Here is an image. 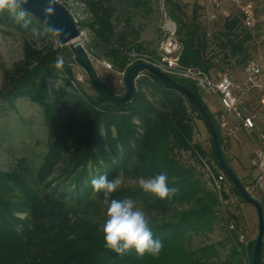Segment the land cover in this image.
<instances>
[{
	"label": "trees",
	"instance_id": "obj_1",
	"mask_svg": "<svg viewBox=\"0 0 264 264\" xmlns=\"http://www.w3.org/2000/svg\"><path fill=\"white\" fill-rule=\"evenodd\" d=\"M79 1L91 18L78 22L90 31V48L97 56L110 59L118 71L142 62L132 55L134 49L147 51L138 43L141 33L135 19L140 12H152L153 0ZM182 2L168 0L169 16L184 46L182 64L210 71L217 59L223 65L230 61L242 65L252 57L248 43L253 35L240 13L229 15L223 30L210 39L207 25L200 21V1L190 20ZM0 18L23 28L7 10L0 12ZM29 19V25L36 22L48 35L56 34L34 16ZM65 48H35L26 43L24 59L5 72L0 102L13 106L18 98L28 97L40 105L48 128V149L37 167L22 160L19 169H0V264H245L246 249L239 233L229 228L232 220L239 227L237 217L226 219L217 214V194L206 187L196 166L179 158L181 153L191 157L199 153L218 165L212 144L208 154L194 141L196 121H202L195 105L147 73L137 79L135 100L129 105L86 93L68 94V101H58L49 82L60 76L55 61ZM174 79L203 98L193 82ZM121 169L134 179L166 172L169 187L178 189L167 199L140 188H121L111 197L131 198L149 214L153 237L163 243L158 258H141L135 250L119 256L105 246L100 228L107 206L91 181L102 175L112 179ZM232 189L242 200L236 188ZM70 215L77 217L74 223ZM219 224L226 234L223 241L195 244V236L207 237ZM254 242L248 248L250 264ZM228 245L229 255L222 261L220 250Z\"/></svg>",
	"mask_w": 264,
	"mask_h": 264
},
{
	"label": "rangeland",
	"instance_id": "obj_2",
	"mask_svg": "<svg viewBox=\"0 0 264 264\" xmlns=\"http://www.w3.org/2000/svg\"><path fill=\"white\" fill-rule=\"evenodd\" d=\"M66 6L77 21H88L91 18L86 6L79 0H57ZM182 2L186 18H192L196 3L200 0H173ZM153 10L150 13L140 12L135 19L136 28L140 31L138 43H142L147 51L134 49V57L154 58L158 55L160 41L165 36L164 27L172 18L169 16L168 0H153ZM242 3L251 2L255 8V25L248 29L253 35V39L248 43L251 56L264 55V0H241ZM165 10L163 11V9ZM218 19L212 23L208 33L212 36L223 30V24L228 15L239 14L237 6L225 8L223 11H215ZM200 21L206 24V19L201 14ZM175 22V21H174ZM176 23V22H175ZM38 23L24 26L18 29L8 21L0 18V91L4 89V76L7 70L12 69L15 64L22 61L25 56V45L29 43L33 47L61 46L56 34L48 33L39 27ZM81 44L89 54L93 64L111 92L117 95L125 93V80L112 61L106 57L97 56L90 48L91 35L87 28L81 27ZM65 48V46H61ZM218 52V51H217ZM63 56L64 63L60 68V76L50 80L51 93L58 101L69 100L68 94L79 95L81 93L97 96V92L90 81L88 74L75 61L74 54L69 46L65 48ZM222 53L218 58L221 59ZM222 63V61H221ZM113 66L112 69L107 67ZM226 66V65H225ZM127 72V71H126ZM187 82L186 80H183ZM212 106L215 101L212 97H206ZM0 169L9 172L20 168V162L26 160L31 167H37L42 162L48 149V128L43 117V110L40 105L30 100L28 97L18 98L13 106L8 102H0ZM211 109V106L208 105ZM252 112L256 115L257 127L252 131H247L238 137H224L226 142V155L232 162L237 174L247 187L249 192L264 202V172L259 169L256 150L260 147V135L264 134V105L253 104ZM232 138V139H231ZM232 140V141H231ZM234 140V142H233ZM194 141L200 143L210 154L211 136L206 125L196 121ZM235 144L237 151H232L229 147ZM181 161L191 165L192 157L189 153L179 154ZM236 161V162H235ZM137 179L126 177V183L122 188H139ZM142 209L143 207L138 204ZM264 206V205H263ZM231 214L237 217L239 229L243 233V245L246 252L243 253L245 264H250L248 248L256 240L258 235V218L255 207L245 203L235 193L232 195L230 204ZM144 210V209H143ZM145 211V210H144ZM146 213V211H145ZM149 217V214L146 213ZM204 236H195V244H217L224 240L226 234L222 224L216 226L213 233ZM230 245L221 249L222 261L229 255Z\"/></svg>",
	"mask_w": 264,
	"mask_h": 264
},
{
	"label": "built area",
	"instance_id": "obj_3",
	"mask_svg": "<svg viewBox=\"0 0 264 264\" xmlns=\"http://www.w3.org/2000/svg\"><path fill=\"white\" fill-rule=\"evenodd\" d=\"M201 14L210 25L218 19L215 11L237 6L243 25L250 29L256 23L255 8L251 2L242 3L241 0H200ZM165 8L163 9V11ZM229 16V15H228ZM165 36L159 43L158 55L154 58H142V62L149 63L168 75L193 82L203 96L207 105L211 106L218 128L223 137H234L252 131L257 127L256 115L252 112V105H264V55L252 56L242 65L230 61L226 66L220 60L216 65L206 71L200 66H186L181 63L184 50L182 42L177 36V24L169 20L164 27ZM210 39L213 36L208 33ZM112 69L113 66L108 64ZM125 80L126 71L121 73ZM212 97L215 106L206 99ZM260 147L256 150L259 169L264 172V134L260 135ZM191 165L197 167L208 189L214 191L219 199L217 214L228 219L230 204L233 195V184L227 175L218 167L210 157L197 153L192 157ZM230 230L238 231L240 241L243 242V233L232 220L229 222Z\"/></svg>",
	"mask_w": 264,
	"mask_h": 264
},
{
	"label": "water",
	"instance_id": "obj_4",
	"mask_svg": "<svg viewBox=\"0 0 264 264\" xmlns=\"http://www.w3.org/2000/svg\"><path fill=\"white\" fill-rule=\"evenodd\" d=\"M51 2L54 8V14L50 17H45L43 14V9L48 5L49 0H29V5L27 7L32 16L45 23L56 33L61 46H69L71 48L75 61L88 74L96 92L104 100L117 105L132 104L135 100L137 79L143 73H147L165 87L179 91L195 105L202 122L206 125L210 133L211 144L218 166L227 175L228 179L240 194L242 200L255 207L257 211L258 235L252 249L251 264H264L263 203L249 192L229 162L218 125L213 119L203 98L189 86L182 84L161 69L146 62L136 63L131 66L125 75V93L122 95L114 94L101 79L84 46L78 43V39L81 36L79 22L62 3L57 0H51Z\"/></svg>",
	"mask_w": 264,
	"mask_h": 264
},
{
	"label": "clouds",
	"instance_id": "obj_5",
	"mask_svg": "<svg viewBox=\"0 0 264 264\" xmlns=\"http://www.w3.org/2000/svg\"><path fill=\"white\" fill-rule=\"evenodd\" d=\"M29 0H0V12L7 10L16 23L27 26L31 23V13L28 10ZM45 17L54 14L51 0L43 9ZM63 56H58L55 61L57 69L62 68ZM126 183V176L121 169L112 179L107 175L99 176L91 181L92 188L96 193H102L106 209V220L100 228L103 233L105 246L119 256H124L135 250L139 257L150 255L158 258L163 250L160 239L153 237L151 223L148 215L131 198L111 199L112 195L120 190ZM139 188L160 199L174 196L178 189L169 187V178L166 172H161L151 178L139 177L136 181ZM69 219L74 223L75 215Z\"/></svg>",
	"mask_w": 264,
	"mask_h": 264
},
{
	"label": "crops",
	"instance_id": "obj_6",
	"mask_svg": "<svg viewBox=\"0 0 264 264\" xmlns=\"http://www.w3.org/2000/svg\"><path fill=\"white\" fill-rule=\"evenodd\" d=\"M238 136H240V135H237V136H235V137H238ZM232 139V138H231ZM232 141V140H231ZM233 142H234V140H233ZM229 149L231 150V149H233L232 151H237V146L235 145V144H233V146H231V147H229ZM236 162V161H235ZM231 165H232V167L235 169V167L233 166V164H232V162H231ZM236 171V170H235ZM237 172V171H236Z\"/></svg>",
	"mask_w": 264,
	"mask_h": 264
},
{
	"label": "bare ground",
	"instance_id": "obj_7",
	"mask_svg": "<svg viewBox=\"0 0 264 264\" xmlns=\"http://www.w3.org/2000/svg\"><path fill=\"white\" fill-rule=\"evenodd\" d=\"M78 43H80V44H81V39H80V38L78 39Z\"/></svg>",
	"mask_w": 264,
	"mask_h": 264
}]
</instances>
